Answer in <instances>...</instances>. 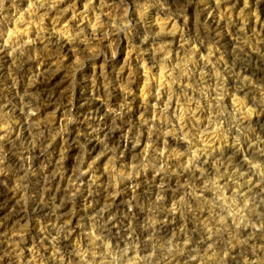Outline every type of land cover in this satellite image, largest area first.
<instances>
[{
	"label": "rangeland",
	"instance_id": "obj_1",
	"mask_svg": "<svg viewBox=\"0 0 264 264\" xmlns=\"http://www.w3.org/2000/svg\"><path fill=\"white\" fill-rule=\"evenodd\" d=\"M50 99L58 100L46 108ZM60 101L66 109H58ZM131 104L143 110L137 124L123 128L124 145L90 152L83 121L99 132ZM97 106L104 110L94 116ZM261 113L264 0H0V176L13 185L12 204L27 210L10 232L22 243L21 234L47 226L40 206L69 203L64 222L84 221L94 241L81 264H161L163 253L165 264H264V219L255 218L248 187L264 185V154L248 153L263 145ZM173 136L181 143L170 144ZM14 141L29 152L19 167H8ZM39 141L43 151L33 147ZM68 141L77 142L75 153ZM127 143L135 146L129 158L121 150ZM62 148L72 158L49 189ZM232 153L245 158L243 178L225 172L217 158ZM183 170L172 200H145L139 219L115 211L122 192L141 194ZM165 206L182 216L167 233L158 218ZM47 232L43 237L53 240ZM78 239L71 244L78 247ZM51 251L55 259L41 254L37 264H74L59 246ZM21 258L29 264L35 254Z\"/></svg>",
	"mask_w": 264,
	"mask_h": 264
},
{
	"label": "bare ground",
	"instance_id": "obj_2",
	"mask_svg": "<svg viewBox=\"0 0 264 264\" xmlns=\"http://www.w3.org/2000/svg\"><path fill=\"white\" fill-rule=\"evenodd\" d=\"M168 32L171 31H163V34L165 35ZM99 33V38L101 39V43H103L105 41V31L101 29ZM116 33L118 34V30ZM53 40L57 44H60V37H56L55 35H53ZM67 49L68 47L66 46L65 50ZM53 75L54 76L52 77V79L57 77L55 74ZM57 100L58 99H54V101H52L50 99L48 100V105L51 104V106L48 107L46 104H44V106L46 108H53ZM60 104L61 106L58 108L59 110H64L67 108L68 104L66 103V101H60ZM95 105H97V103ZM89 109H91V107H89ZM103 110L104 108H99V106L93 107L92 113L94 116H99L101 115ZM142 110V107L135 106L134 104L125 107V109H123L120 114H116L112 117L110 125L104 126L103 128L101 127V130L99 132H97V130H92V127H89L88 124H85L83 121V127L86 128L85 131L87 133L84 137L87 149L90 152H95L98 148H101L104 146V144L108 143H116L119 147L123 146L124 143L122 142L121 134L123 128L131 127L137 124L139 121V114L142 113ZM258 120L260 131L264 132V113H261L258 116ZM100 134L106 136L107 139L104 140L103 138H100ZM261 140L263 141V145H257L256 148L250 149L248 151L250 155L260 156L264 154V135L261 137ZM169 142L170 144H180L181 140L180 137L173 136L169 138ZM67 143H70L69 147L71 149V152L75 153L77 142L68 141ZM33 147L38 148L39 151H43L42 149L46 147V144L44 141H39L36 142ZM134 147L135 146L128 147L127 143L125 145L126 150H121L125 152V154L129 158L135 151ZM7 149L9 152V157H7L5 165L8 167L14 164L17 165L16 167H19L20 164L18 163L17 159L23 156L25 153L29 152V149L25 150L24 146L21 143L19 144L18 141L11 142L7 146ZM65 152L66 150L62 148L54 159V163H57L58 166L54 176L46 180L49 183V189H52L58 185V178L60 177V175H57L58 171L60 170V172H62L63 165L68 163V160L72 158V154L70 151H68L67 154L63 155ZM208 154L210 155V159L212 156L210 153ZM217 156L218 155H215L214 157ZM217 158L219 159L220 164L222 165V168L225 172L227 170H233L234 174L237 177L240 176L241 178H243L244 173L247 172L246 161L242 154L232 153L229 155L218 156ZM202 163L206 167L205 170H211V166L208 165L210 163V160L204 161ZM187 173V170L180 171L179 173H174L167 180L163 181L161 185L150 186V189L148 191H143L141 194L132 196V189H128L122 192L117 198L113 200L115 202V211L122 210L125 214H130L137 219L143 217L146 213L143 206L145 200L152 201L158 194H162L167 199L172 200L174 198V194L178 191H176V187L177 189L180 187V182L185 178ZM198 179H200V177ZM123 183L124 181L122 182V184ZM248 187L250 190H252V193L255 197V218L264 219V185L262 183H259L258 181H250L248 183ZM14 193L15 192L13 190V185H11L9 182L3 181L0 176V264H21L22 254L23 257H27L28 259L35 254V260L29 262V264H37L38 262L43 261L44 255H47V258L49 259H55L54 254L51 251L54 246L60 247V251L62 250V254L65 256L64 259L74 264H81V256L83 250H88L89 248L94 246V241L92 240V238H88L84 233V230L86 229L84 221L80 222V220H73L72 222H69L67 224L64 222L69 216L70 204L66 203L65 205L56 206L52 202H49L48 204H43L42 206H40L36 210V213L43 216L44 221L47 222V226L44 231L39 233L36 232L35 229H30L29 231L21 234L25 239V241L22 243L21 240L10 236L11 230L16 228V224L25 220L27 217L26 209L17 204H12L14 201ZM104 196L108 197L107 194H104ZM126 196H128V198H126ZM131 199L133 200V202H129V200ZM140 201L142 202V204L140 203ZM129 203H132L133 208L128 211L126 210V208H129ZM166 206L160 209L162 211L159 213L158 218L160 219L159 228L163 231H166L167 233L176 228L177 224L181 222L182 216H179L181 215V213H173ZM44 211H49V213L44 216ZM48 228L50 229V233L55 234L53 240H48L43 237L45 233H48ZM109 228L110 225L109 223H107L104 225L102 230L105 231ZM137 229H139V234H141L142 236L148 234V231L146 229L138 225ZM73 237L79 238L78 241L80 242V245H78V247L71 244L73 243ZM146 244L147 241H143V245ZM205 244L206 242L204 241H197V245L199 247L205 248ZM41 254L44 255L41 257ZM163 255L164 258L161 264H165L167 259L166 254L163 253ZM182 258L183 257L180 256L179 260ZM236 264L252 263L246 262L245 260H237Z\"/></svg>",
	"mask_w": 264,
	"mask_h": 264
}]
</instances>
